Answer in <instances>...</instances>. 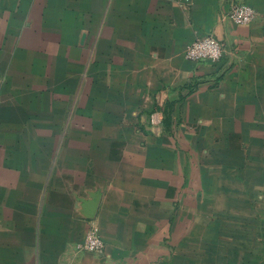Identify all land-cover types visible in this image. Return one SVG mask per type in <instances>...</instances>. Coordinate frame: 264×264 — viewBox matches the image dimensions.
<instances>
[{
    "label": "crops",
    "instance_id": "0c3cea01",
    "mask_svg": "<svg viewBox=\"0 0 264 264\" xmlns=\"http://www.w3.org/2000/svg\"><path fill=\"white\" fill-rule=\"evenodd\" d=\"M235 2L264 14V0H49L65 16L50 35L54 43L82 49L91 33V60L102 54L131 63L132 77L153 79L151 95L135 118L114 112L75 129L67 119L55 149L51 136L35 149L16 132L0 133V264H180V253L163 243L172 231L179 235L170 224L180 220L172 211L179 191L197 187L196 159L205 144L209 152L221 149L259 109L264 22L257 16L233 23ZM31 6L32 0H0L2 35L6 14L19 45L49 36L33 27ZM205 35L224 45L222 59H187V46ZM157 110L164 130L154 133L147 126ZM185 197L182 207L191 204ZM93 226L102 251L81 246ZM221 261L227 263V251Z\"/></svg>",
    "mask_w": 264,
    "mask_h": 264
},
{
    "label": "rangeland",
    "instance_id": "374dc122",
    "mask_svg": "<svg viewBox=\"0 0 264 264\" xmlns=\"http://www.w3.org/2000/svg\"><path fill=\"white\" fill-rule=\"evenodd\" d=\"M31 7L33 27L49 36L19 45L11 15H4L0 133L16 132L24 145L35 149L42 148L43 139L51 136L55 149L67 119L75 129L84 119L113 117L114 112L135 118L138 106L150 99L153 79L132 77L131 63L113 61L111 55L100 54V61H92L91 33L82 49L75 42L65 50L66 46L50 37L53 28L65 21L64 14L50 7L49 0H32ZM83 17L91 27L90 14ZM258 18L264 22V14L258 13ZM143 82L147 84L144 89ZM259 100L254 121L243 127L242 135L229 132L215 152H209L210 143L205 144L196 159L197 187L179 191L172 211L173 220L177 216L180 220L177 227L175 221L170 222L179 235L172 231L163 243L171 253H180V264H224L225 251L226 264H249L252 258L264 264V63ZM184 194L191 204L182 207L183 199L187 202ZM188 247L193 249L190 260L186 258Z\"/></svg>",
    "mask_w": 264,
    "mask_h": 264
},
{
    "label": "built area",
    "instance_id": "2783aa9c",
    "mask_svg": "<svg viewBox=\"0 0 264 264\" xmlns=\"http://www.w3.org/2000/svg\"><path fill=\"white\" fill-rule=\"evenodd\" d=\"M258 14L254 7L249 4L235 2L231 4L228 18L235 24H250L256 20ZM225 53L224 45L213 35H205L196 38L185 50V57L189 60L219 61ZM163 111H154L150 117V130L162 132L164 130ZM87 251L98 252L105 247L104 240L96 227H91L81 245Z\"/></svg>",
    "mask_w": 264,
    "mask_h": 264
}]
</instances>
